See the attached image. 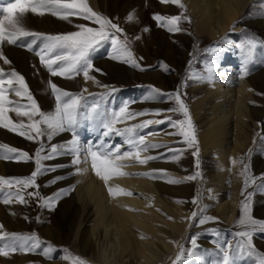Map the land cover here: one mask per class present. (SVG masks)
I'll return each mask as SVG.
<instances>
[{"label": "bare ground", "instance_id": "1", "mask_svg": "<svg viewBox=\"0 0 264 264\" xmlns=\"http://www.w3.org/2000/svg\"><path fill=\"white\" fill-rule=\"evenodd\" d=\"M254 1L256 0H181L185 8H180L178 5L162 4L160 0H87L93 11L108 19L117 20L132 34L131 43L141 66L155 64L159 57L166 63H159L156 66L158 69L145 72H140L139 68L123 60L112 59L116 53L111 54L110 58L103 59L100 66L95 64L89 70V75L94 77V80H85L83 72L72 79L53 77L40 63L39 56L29 53L27 48L0 46L8 60L12 55L18 59L20 66L16 72L24 76L29 90L39 97V107L45 113L55 111V97L48 91L49 80L64 90L73 87L76 82H80L84 91L86 89L79 124L75 129L82 148L93 146L95 150L104 144L112 151L118 149L121 156L125 152L133 153L132 157L120 161L121 171L128 174L113 175L105 184L104 180L91 169L90 162L74 166L72 164L74 156L67 153L66 148H58V154H54L47 163L54 165L57 159L63 164L69 163V169L61 166V173H66V178L60 182V188L62 186L65 189L69 188L68 194L61 197L54 209L43 208L46 203L41 207L40 201L37 205L36 201L34 202L36 206L34 209L33 204L29 202L30 199L26 197L28 207L21 203L5 204L3 201L9 199L11 195L0 193V224L3 225L0 231L22 233L28 229V218L32 219L37 215L39 216L37 227L46 239L58 244L76 245L79 254L90 261L95 260L99 264H169L179 254L180 244L166 237L168 234L166 227H170L179 239L183 238L184 227L190 225L192 218L186 204H190L194 209H200L201 192L205 188L207 203L215 204L216 215L222 219L221 225L226 227L224 233L227 240H230L231 231L227 228L234 224L239 206L236 170L248 156V149L251 147L249 145H253L254 141L250 143L252 140L250 131L254 132L260 128L264 131V124L261 125L259 121L264 117V95L258 96L259 92L264 93V71L254 77L241 75V69L247 70L251 59L248 55V44L242 45V36L239 33L242 27L240 19ZM13 2L15 0H0V8L7 7ZM154 9L162 15H183L189 19L180 22V31L174 33L162 31L156 26L157 29L144 40L143 19L153 16ZM130 13L134 15L131 22L127 20ZM92 23L93 21L80 16H71L68 21H64L48 13L43 16L28 14L24 27L30 31L55 35L57 31L63 33L78 31L76 25L79 24L91 27ZM157 23L159 22L156 21ZM193 32L197 39H193L191 35ZM165 35L170 37L165 39L163 37ZM137 37L139 39H136ZM157 43L161 46L160 50H152L151 45ZM196 44L199 47H206V54H209L202 59L200 67L195 66L192 59V50ZM0 65L12 68L11 63L4 64L2 60ZM163 65L172 67L174 72L165 74ZM213 65V76L208 79L207 69ZM185 73L188 74V82L181 84L180 88L183 95H187L188 85L191 86L189 92H193V99L189 103L191 111L187 108L194 128L197 127L194 132L199 146L198 156L193 155L195 147H188L183 137L173 134L177 129L166 119L173 115L171 118L173 121L180 116L177 112L170 113V107L176 103L174 98L171 100L159 96L154 91L143 92L140 88L134 91L135 100L131 104L120 98L115 100V97H110L114 90L116 95L118 91L116 88L120 86L141 83L154 84L165 91L177 89L179 77ZM7 95L11 99L12 94L8 92ZM93 104L99 105L98 114H94L93 119H88ZM122 108L125 109L123 113ZM114 113L120 114L122 120L113 127L121 130L149 121L151 123L144 127H136L131 133L113 132L105 136L107 129L104 124L113 119ZM129 113L134 115L129 116ZM136 113L144 114L135 115ZM6 114L10 119L25 125L30 122L27 117L17 116L14 111H8ZM4 130L0 129V136L5 137L10 143L25 144L27 150L38 147L42 141L38 138L36 142H30L18 134ZM141 138L145 144L163 146L143 151L129 143V140L138 143ZM71 139V132H63L50 141L44 137V142L51 148L52 145H66ZM137 151L141 158L153 156L162 160L164 155L170 153H179V158H172L174 160L163 165L158 162L159 159L141 164L135 160ZM188 155L194 156L196 162L199 161L198 173L201 161L204 158L209 159L212 168L211 180L215 182L214 185H207L202 175L196 176L191 172L188 167ZM259 158L264 162V158ZM77 167L85 171L77 174ZM31 168V164L24 163V160L18 157L7 160L0 158V174L23 175L31 171ZM153 170L164 171L157 172L155 178L140 175ZM190 176L196 178L187 179ZM159 177L172 178L184 183L176 187L158 181ZM48 178L49 176H44L40 180L43 194L59 192L55 186L50 188L43 186V182ZM228 181H231V184H228ZM117 186L132 194L111 195L108 188ZM183 200L186 201L185 206L182 204ZM63 224L67 227L62 231ZM20 236L23 237L22 234ZM0 241H3L0 247L11 243ZM23 243L22 239L15 241L17 245ZM65 260L62 264H68L69 259ZM13 262L15 264L24 262L23 250L9 252L7 256L0 255V264Z\"/></svg>", "mask_w": 264, "mask_h": 264}, {"label": "snow or ice", "instance_id": "2", "mask_svg": "<svg viewBox=\"0 0 264 264\" xmlns=\"http://www.w3.org/2000/svg\"><path fill=\"white\" fill-rule=\"evenodd\" d=\"M162 4H173L178 5L180 8H185L181 0H160ZM46 13L57 17L60 20L68 21L71 16H80L85 20L93 21L99 27H88L84 24L76 25L79 29L78 31H72L62 34L47 35L44 33L34 32L27 30L24 27V21L28 14H37L40 16ZM159 22L160 27H165L169 32L180 31L179 23L180 21L189 19L183 15L174 16H162L160 14H155L153 17ZM134 15L130 13L127 17L128 21H132ZM112 30V31H109ZM147 31V29H145ZM123 32V29L119 27L117 23H113L112 20L100 15L99 13L93 11V9L87 3V0H15L13 3H9L7 7L0 8V46L13 45L26 47L29 51H32L34 47L40 48V51L36 52L39 56L40 63L51 73L53 77H65L68 79L74 78L83 72L85 80H94L95 78L89 75V70L92 68L91 54L101 46L105 41L111 40L113 45L116 46L115 51L117 55H113L112 59H120L125 63L131 64L133 67L141 68L137 63L132 51L129 49L126 42H122L117 37V33ZM136 39H139L137 37ZM38 42H40L38 44ZM42 45V46H41ZM256 43L254 40L248 42V55L250 56L255 50ZM211 51H218L217 49H210ZM0 60L4 64H10L6 56H4L3 51L0 50ZM191 63V62H190ZM165 70L166 65H163ZM141 70H144L141 68ZM96 71H100L96 69ZM208 79H211L214 73V65L209 66L207 69ZM246 68L241 69V75H247ZM4 77H7L5 79ZM204 79L205 77H199ZM48 89L50 93L55 97V111L45 113L41 111L38 103L33 97L32 92L29 90L27 83L25 82L24 76L16 72L14 69L5 72L3 68H0V127L8 129L12 132H17L20 136L26 137L29 141H35L38 138L46 137L47 140H52V138L59 133L71 132L72 139L66 142V145H52L51 151L48 155H41L44 151L45 145L43 142L40 143V147L37 148L35 153V164L36 169L28 177H12L5 178L0 177V185H8L11 188L12 184H17L20 186V190L15 192V196L18 202L21 204L27 203L24 196L21 194L24 188L28 187H39L36 185V178L38 175L44 174L45 171H54L55 169H45L41 161L45 159H50L54 154H58V148H66L67 153L72 154L74 159L72 164L80 165L87 164L90 162L91 169L95 174L104 180L105 184L108 183L110 177L113 175H127L121 171L122 165L120 161L126 157H132L133 153L125 152L123 156L120 155L119 150L112 151L107 145L101 144L94 150L93 146H88L82 148L80 146L78 137L76 135V127L79 123V117L81 114V101L83 96L78 93H72L60 88L57 84L53 83L51 80L47 82ZM107 87V86H105ZM86 91V89H85ZM157 94H160L159 89H153ZM14 92L17 97H26L28 103L21 104L16 103L9 99L7 93ZM167 95L169 98H173L176 101V107L170 109L173 112L183 113L185 119L172 121L170 117L166 119L173 124V127L177 131L173 134L183 137V141L188 145V147H195L193 152L194 156L199 154L198 141L195 136L194 126L189 114V110L185 105L184 101L181 99V94L179 91L175 93L162 94ZM14 105L11 108L6 106ZM98 104H93L90 113L88 114V119H93L94 114H98ZM8 111H14L17 116L27 117L30 121L27 125L23 123H14L12 119L7 116ZM125 109H121L123 113ZM144 113H136L135 115H143ZM129 116L134 114L129 113ZM34 117H38L35 119ZM122 117L120 114H113V119L108 123L104 124L107 131L104 133L105 136L111 135L113 132L116 134H124L133 132L136 127H144L147 123L132 126L126 129L114 128L115 123L121 122ZM163 123V121H159ZM129 143L133 144V147L139 148L143 151H147L149 148H158L163 145L159 144H145L143 138L139 140L138 143H134L129 140ZM0 158L9 159L11 156L9 154H15L19 159L32 160L33 157L27 152H21L20 150L10 147L7 144H0ZM160 157L147 156L144 158L140 157L139 151L135 153V160L141 164L147 163L149 160L159 159ZM173 158L178 159L179 153H173ZM197 164L199 161L197 160ZM85 169L80 167L76 168V173L80 174ZM164 170H153L152 172L140 173V175L150 176L155 178L157 172H163ZM247 171V167L245 168ZM199 173H196L198 176ZM196 176H190L187 179H195ZM58 179H63V177H57ZM250 178L246 176L245 186L247 187L248 180ZM264 179V177H262ZM56 181H50L49 183H55ZM170 183H180L182 181L169 179ZM108 191L111 195L116 196L120 194L131 195V192L120 188V187H109ZM69 189H61L58 193L54 194L52 197H48L45 200L47 206L51 207L53 203L61 196L67 195ZM29 196L39 197V193H28ZM5 204L10 203L9 199L3 201ZM196 201L194 200L193 203ZM207 206L201 209V214L206 210ZM192 218H197V213H192ZM215 217H204L199 220V223L204 224L208 220H215ZM243 230L238 231L235 235L239 238L236 245L234 246L240 250H247L249 254L254 252L252 246V235L259 229L264 231V220L256 219L252 216L249 204L247 203V198L241 201L240 215L236 221ZM0 229H3V225L0 224ZM32 241L31 244H15L16 240ZM0 240L11 241L7 243L4 247H0V255L7 256L9 252H15L19 248L23 251H33L39 245L40 241L38 237L34 235H28L21 237L17 233H8L0 231ZM192 249H197L196 239L191 238ZM233 246L229 245L226 249L222 251L221 258L216 264H233L232 255ZM53 251L51 245L43 253L44 255H49ZM67 251V250H65ZM193 254L192 250L185 251L184 247L181 246L180 253L176 256L173 264H183L182 257L191 256ZM72 259L73 264H88L86 260L79 256L72 257L66 256L65 259ZM259 264H264V254H261Z\"/></svg>", "mask_w": 264, "mask_h": 264}, {"label": "rangeland", "instance_id": "3", "mask_svg": "<svg viewBox=\"0 0 264 264\" xmlns=\"http://www.w3.org/2000/svg\"><path fill=\"white\" fill-rule=\"evenodd\" d=\"M11 1H13V0H11ZM154 11L155 12H153V16H154V14H160L159 11H157L155 9H154ZM185 13L187 14V12H185ZM160 15H162V14H160ZM153 16H150L148 18L146 17V19L145 18L143 19V33H144L143 39L144 40L148 39L150 37L149 36L150 33L153 32V30L157 29L156 26L158 28L162 29V31H166L168 33H174V32H169L167 30V28H165V27H160L159 23L156 24V20L153 18ZM162 16H166V15H162ZM109 19L112 20L113 23H117L119 25V27L123 29V32L117 33L116 35L120 41L126 42L128 44V47L132 51L134 58L136 59L137 63L141 66L138 58L136 57V52L133 49V44L131 43V35L132 34H130L129 31H127V29L121 23H119L117 20L111 19V18H109ZM183 21L184 20L182 19L180 22H183ZM240 22L242 24V27H241V30L239 31V33L242 36V45H244V46L247 45L250 40H254L256 43L255 50L250 55L251 60H250L249 66L247 67V73H248L247 75H248V77L258 76L264 71V0L254 1L253 4H251L247 8L244 15L241 17ZM91 27H98V25H96L93 22ZM145 29H147V31H145ZM72 31L73 30H71V32ZM109 31H112V30H109ZM39 33H42V32H39ZM62 33L63 32H59V31L56 32V34H62ZM64 33H66V32H64ZM191 35H192L193 39H197L195 32L191 33ZM163 37L165 39H168L170 36L166 37V35H165ZM39 43L40 42H38V44ZM160 47L161 46L157 43V44L151 45L150 48H152V50L156 51V50H160ZM115 48H116V46L113 45L111 40L103 42L101 44V46L96 48V50L94 52H92V54H91V62L93 64L92 67H94L95 64L96 65L98 64V66H100L99 64L103 59L110 58L111 54H116L117 52L115 51ZM193 48H195L194 50H192L193 51L192 52V55H193L192 59L195 62L194 65L200 67V62L202 61V59H204L206 56L209 55V54H206L207 48L203 47V46L199 47L197 44ZM32 51H29V53H31L37 57L36 52L40 51V48L34 47V49ZM9 61L11 62L12 68L3 67L1 65H0V68H3L5 70V72H9L13 69L15 71H17V68H19V66H20L18 59L12 55L9 57ZM159 63L166 64L163 61V58L159 57V59L156 61L155 64H152L149 66H141V68H143L144 70H141V68H139V71L145 72V71H148L151 69H158V67L156 68V66ZM167 68H168V70H164L165 74H169V73L174 72V69L172 67L168 66ZM187 76H188V74H186V73L184 75H180L179 81L177 82V86H178L177 89L173 88V89L168 90V91L162 90V89L156 87L154 84L141 83V84H136L134 86H132V85L120 86L119 88H116V90H118L116 95L114 94L115 90L113 92H111V93L109 92V93H110V97H112V96L115 97V100L120 98V99H122V101L127 102L128 104L129 103L131 104L135 100V98H134L135 92L134 91L137 90L138 88H140L141 91H143V92L145 90L146 91H153V89H159L160 94H157V95L165 97V98H169V97L167 95H162V94L175 93V92L179 91L181 96H182L184 103L187 104V107L190 110L189 103L193 99V92H189L190 91L189 89L191 86L190 85L187 86V89H188L187 95H183V92L181 93L182 89L180 88L181 84H186V82H188ZM5 78H7V77H5ZM258 80H259V78H258ZM259 82H260V80H259ZM190 84H192V82H190ZM30 91L32 92L34 99L36 100V102L39 105L40 104L39 97L36 96L32 90H30ZM48 91L50 92V90H48ZM66 91L81 94L83 96V99L81 101V105L83 107V102H84V98L86 95H85V91L83 89V86L80 84V82L74 83L73 87L68 88ZM10 94H12L11 100H13L14 102L21 103V104L28 103L26 97H17L14 92H10ZM258 94H259L258 96L264 95V93H261V92H259ZM190 95L192 96V98ZM127 97L129 99H127ZM173 98H170V99L172 100ZM254 105H256V104H254ZM13 106L14 105H8L6 107L11 108ZM176 106L177 105L175 103V105L171 106L170 109H174ZM263 106H264V103H263ZM82 107H81V109H82ZM170 113H173V111H171ZM177 113H178V115L180 114V116L177 117L176 119H174L173 121L185 119L183 113H181V112H177ZM172 116L173 115H171L170 118H172ZM12 121L14 123H17V124L20 123V122L16 121L15 119H12ZM259 121H260L261 125H263L264 124V117ZM77 127H78V125H77ZM77 127H76V129H77ZM0 129L4 130L5 128L0 127ZM194 129L197 130V127H195ZM6 130H8V129H5L4 131H6ZM8 131L12 132L10 130H8ZM12 133H15L16 135L18 134L17 132H12ZM18 136H20V135L18 134ZM250 137H252V140H250V143L252 141H254L252 143L253 145H249V146H251L250 148L248 146L249 154L239 164L238 169L236 170V176L238 178L237 187H238V205L239 206H238V215L236 216L234 224L227 228L231 231L230 240H227V237L224 233V229L226 227H223L221 225L222 219L216 215L215 204L212 205L211 203L210 204L207 203V200L205 198L206 197L205 188L202 189V192H201V194H202V206L199 207L200 209H198V210L194 209V207H192L190 204H188V203L186 204L188 213H190L192 215L193 212H196L197 218H191L190 223H189L190 225L184 227L185 228L184 237L179 239L178 235L175 234L174 232H172V229L170 227H166L167 228L166 233H168L166 235V237L170 238L173 241H176V242H178V244H180L179 253H180L181 246L184 247L186 252L189 250H192V252H193V254L191 256L182 257L183 264H216V262L219 261L221 258L222 251L224 249H226L229 245L233 246V250H232L233 264H259L261 254H264V231L257 229L253 233V235H252V246L254 248V252L252 254H249L246 249L240 250V249H237L234 247L236 245L238 239H239L235 234L238 231L243 230L239 225L236 224L238 216L240 215V207H241V201L242 200H245L247 198V203L249 204L251 214L254 218L259 219V220H264V179H262V177H264V162L261 161V159L259 158V157H261L262 159L264 158V131L261 130V128L257 129L254 132L250 131ZM23 138L26 139V137H23ZM26 140H28V139H26ZM37 140L30 141V142H36ZM41 140H42L41 142H43L45 145L44 151L41 153V155H48V153L51 151V148L49 146H46V144L44 142V137H42ZM1 141H2L1 144H7L10 147H14V148L20 150L21 152L29 153V155L32 156L33 159L32 160H24V163L32 165V168L30 169L31 171H28V172L24 173L23 175H20V174H10V175L0 174V177L22 178V177L30 176L31 173L36 169L35 153H36L37 148L40 147V144L38 145V147L33 148L32 150L30 149L31 150L30 151V150H27V146H25V144H23L21 142H15V143L11 142L10 143L9 140H7L5 137L0 136V142ZM0 152H3V150H0ZM190 153H192V151H190ZM9 155L11 156V158L17 157L15 154H9ZM172 158H173V153H170V154H167L166 156L164 155L163 159L162 160L159 159L158 162L162 163L161 165H163V163H166V162L168 163V162H171L172 160H174ZM187 158H189L187 160L189 162L188 167L191 170V172L193 174L198 173L196 158L194 156H190V155H188ZM3 160H7V159H3ZM47 160L48 159L41 161L42 166L45 169H55V170L54 171H45L44 174L37 176L35 183H36V185H38L40 187L37 188V187L33 186V187L24 188L21 192V194L24 196V198L26 197V198L30 199L29 202L31 204H33V206H34L35 201H36L35 205H37V202L40 201L41 202L40 206L42 207V204L45 205L46 198L52 197L54 194H56V192H53L50 195L43 194L44 190L41 187L40 180L44 176H49V178L43 182V186H48L49 188L55 186L57 191L61 190V189H65L64 186H62L60 188V185H61L60 182L62 183V181H64V178H66V173H61V166L64 165V169H69L70 168L69 163L63 164V162H61L60 159L59 160L57 159L56 163H54V165H50L49 163H47ZM209 163H210V161L208 158H204L201 161L200 167H199V169H200L199 174L203 176L205 181H207V185L210 186V185H214L215 182L213 180H211L212 179V176H211V172H212L211 169L212 168H211V165ZM246 167H247V171H245ZM50 173L52 174V176H50ZM246 176L250 178L248 180L247 187L245 186ZM57 177H63V179L57 180L56 179ZM69 177H71V176H69ZM158 179H159L158 181H160L162 183H166V184L169 183V184H172L176 187H180L184 183V182L170 183L169 178L165 179V178L159 177ZM53 180H55L56 181L55 183H57V184L49 183L50 181H53ZM228 184H231V181H228ZM18 190H20V186L17 184H12L11 188H9L8 185H0V193L1 194L7 193L8 196L11 195V196H9V200L14 204H16V203L19 204L17 197H14L15 192ZM30 192L31 193L38 192L39 197H37L35 195L29 197L28 193H30ZM230 196H231V194H230ZM61 197H63V196H61ZM61 197H59L53 203V205L51 207L48 206L46 208V205H45L43 208H45V209L56 208L57 203L61 199ZM14 198L17 199V202H16V199H14ZM192 198L194 199V191H193ZM184 201L185 200H183L182 204L185 206L186 201L185 202ZM25 206L28 207V204L25 203L24 207ZM205 206H207V208L201 214V209L204 208ZM33 208L36 209V206H34ZM36 216L37 215H34L32 217V219L28 218V224H29L28 229L22 231V233L21 232L19 233L16 231L9 232V233L22 234L23 236L34 235L35 237H38V239L40 241L39 245L36 247L35 250L23 251L24 262H22L20 264H57V263L62 264L63 261H66L65 257L69 256V254L72 257H75V256H79L81 258L84 257L85 259L84 258L83 259L86 260L88 262V264H99L97 261H95V260L90 261L85 256L79 254L76 245L74 246V245H70V244H58L57 242L46 239L37 227V225H38L37 221L39 219V216H37V217ZM204 217H215L216 219L215 220H208L204 224L199 223V220L201 218H204ZM48 222H50V221H48ZM66 227H67V225L63 224L62 231ZM169 231L172 233H170ZM193 237L196 239L197 246H198L197 249H195V250L192 249V244H191V238H193ZM0 243L2 245L3 241H0ZM24 243L31 244L32 241H24ZM49 245H51V247L53 248V251L49 255L46 256L43 253L48 249ZM65 250H67V251H65ZM167 255H169V252H167ZM174 260L175 259H173V261ZM173 261H171L169 264H173ZM68 264H73V262L70 258L68 260Z\"/></svg>", "mask_w": 264, "mask_h": 264}]
</instances>
